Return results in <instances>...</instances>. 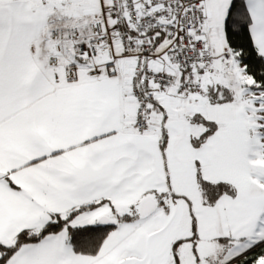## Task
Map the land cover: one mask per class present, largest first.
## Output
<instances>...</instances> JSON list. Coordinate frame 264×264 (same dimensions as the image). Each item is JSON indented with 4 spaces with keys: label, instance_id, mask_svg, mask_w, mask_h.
<instances>
[{
    "label": "snow or ice",
    "instance_id": "1",
    "mask_svg": "<svg viewBox=\"0 0 264 264\" xmlns=\"http://www.w3.org/2000/svg\"><path fill=\"white\" fill-rule=\"evenodd\" d=\"M0 264H264V0H0Z\"/></svg>",
    "mask_w": 264,
    "mask_h": 264
}]
</instances>
